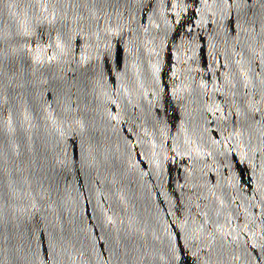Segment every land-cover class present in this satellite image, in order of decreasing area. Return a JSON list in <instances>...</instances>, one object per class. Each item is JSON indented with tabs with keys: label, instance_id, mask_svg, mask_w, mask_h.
I'll list each match as a JSON object with an SVG mask.
<instances>
[{
	"label": "water",
	"instance_id": "obj_1",
	"mask_svg": "<svg viewBox=\"0 0 264 264\" xmlns=\"http://www.w3.org/2000/svg\"><path fill=\"white\" fill-rule=\"evenodd\" d=\"M0 264H264V0H0Z\"/></svg>",
	"mask_w": 264,
	"mask_h": 264
}]
</instances>
